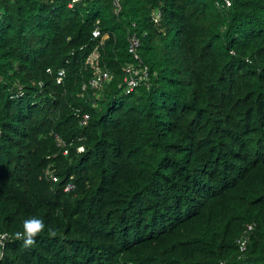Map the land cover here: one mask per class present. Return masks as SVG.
I'll return each mask as SVG.
<instances>
[{
  "label": "trees",
  "instance_id": "obj_1",
  "mask_svg": "<svg viewBox=\"0 0 264 264\" xmlns=\"http://www.w3.org/2000/svg\"><path fill=\"white\" fill-rule=\"evenodd\" d=\"M217 1L0 0V264H264V0ZM132 31L150 81L126 94ZM99 42L114 79L84 90Z\"/></svg>",
  "mask_w": 264,
  "mask_h": 264
},
{
  "label": "built area",
  "instance_id": "obj_2",
  "mask_svg": "<svg viewBox=\"0 0 264 264\" xmlns=\"http://www.w3.org/2000/svg\"><path fill=\"white\" fill-rule=\"evenodd\" d=\"M79 0H71L69 3V7H73L75 3H77ZM112 3L115 6L116 12H119L122 9L121 0H111ZM233 0H221L217 1V5L221 8H228L232 5ZM153 18L155 23H159L161 20V11L156 10L153 12ZM99 24V22H98ZM92 36L94 39L98 38H104L102 37V31L98 26L93 30ZM129 53L133 56V62L127 64L124 67V75L122 77V81L119 85V87L124 91L126 94L132 93L139 85L141 84H148L150 81V75H149V67L148 65H145L142 61L141 55H140V47H141V40L136 31H132L129 35ZM102 46V42H99L94 49L89 53V55L86 57L84 66L88 70L93 71V76L89 80V82L84 83L83 89L86 90L88 87H91L95 90L102 89L105 85H108L112 82L114 79V75L108 70L104 69L101 65V52L100 47ZM50 71V69H49ZM65 75V71L62 70L59 72V78L58 82L60 83L63 79V76ZM42 85V83H40ZM11 99H18L23 96H25L26 91L22 84L17 83L14 84L11 87ZM75 115L78 119H80V122L82 125H86L88 123V120L90 118V114L88 112H85L82 108H76L75 109ZM57 139V145L60 147H64L66 143L61 140L59 137H56ZM79 150H83V147H80ZM65 154L68 153V150L64 151ZM52 180L58 181V177L56 175H51ZM73 184H68L66 190H72L74 189ZM254 226L252 224H249L244 231V233L237 239V244L239 247L240 253H245L247 251V246L250 238L251 231L253 230ZM0 236L3 237V247L0 248V259L3 256V249L5 247L6 241L9 239L10 234L9 233H2ZM242 256V255H240Z\"/></svg>",
  "mask_w": 264,
  "mask_h": 264
},
{
  "label": "clouds",
  "instance_id": "obj_3",
  "mask_svg": "<svg viewBox=\"0 0 264 264\" xmlns=\"http://www.w3.org/2000/svg\"><path fill=\"white\" fill-rule=\"evenodd\" d=\"M45 223L43 219L36 216L29 217L23 221V230H17L14 233V239L22 242L23 248H31L36 243V238L45 231ZM47 233L49 237H55L57 231L55 228L48 227ZM3 237L0 236V247H3Z\"/></svg>",
  "mask_w": 264,
  "mask_h": 264
}]
</instances>
